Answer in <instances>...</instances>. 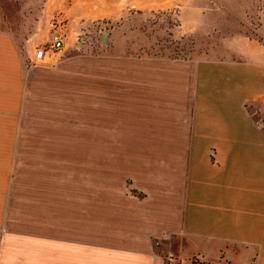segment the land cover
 Wrapping results in <instances>:
<instances>
[{"label":"crops","instance_id":"1","mask_svg":"<svg viewBox=\"0 0 264 264\" xmlns=\"http://www.w3.org/2000/svg\"><path fill=\"white\" fill-rule=\"evenodd\" d=\"M39 45L0 30V264H264L262 45L81 73Z\"/></svg>","mask_w":264,"mask_h":264},{"label":"rangeland","instance_id":"2","mask_svg":"<svg viewBox=\"0 0 264 264\" xmlns=\"http://www.w3.org/2000/svg\"><path fill=\"white\" fill-rule=\"evenodd\" d=\"M132 1L0 0V30L17 39L25 61L26 39L43 46L51 34H59L65 46L60 57H77L79 73L85 72L86 56L198 60L228 58L248 41L264 47V0H153V9L127 12ZM250 110L256 123H264V105ZM78 148L84 152L85 146ZM169 254L161 257L162 264Z\"/></svg>","mask_w":264,"mask_h":264},{"label":"built area","instance_id":"3","mask_svg":"<svg viewBox=\"0 0 264 264\" xmlns=\"http://www.w3.org/2000/svg\"><path fill=\"white\" fill-rule=\"evenodd\" d=\"M63 40L59 34H51L48 43L45 46L38 47L34 50L33 58L35 60L51 59L53 60L63 49ZM157 245V243H155ZM166 264L172 263V255H168Z\"/></svg>","mask_w":264,"mask_h":264},{"label":"water","instance_id":"4","mask_svg":"<svg viewBox=\"0 0 264 264\" xmlns=\"http://www.w3.org/2000/svg\"><path fill=\"white\" fill-rule=\"evenodd\" d=\"M104 38H105V32L103 31L102 32V40H104Z\"/></svg>","mask_w":264,"mask_h":264}]
</instances>
